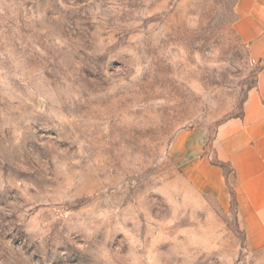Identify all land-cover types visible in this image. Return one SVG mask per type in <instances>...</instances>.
I'll list each match as a JSON object with an SVG mask.
<instances>
[{"label": "rangeland", "instance_id": "rangeland-1", "mask_svg": "<svg viewBox=\"0 0 264 264\" xmlns=\"http://www.w3.org/2000/svg\"><path fill=\"white\" fill-rule=\"evenodd\" d=\"M236 3L0 0V264H264L216 156L263 66Z\"/></svg>", "mask_w": 264, "mask_h": 264}, {"label": "crops", "instance_id": "crops-1", "mask_svg": "<svg viewBox=\"0 0 264 264\" xmlns=\"http://www.w3.org/2000/svg\"><path fill=\"white\" fill-rule=\"evenodd\" d=\"M235 14L236 33L250 60L263 66L243 115L219 128L216 156L234 171L238 223L248 246L257 249L264 246V0H237ZM197 165L218 178L215 191L221 201L228 202V186L220 170L205 159Z\"/></svg>", "mask_w": 264, "mask_h": 264}]
</instances>
